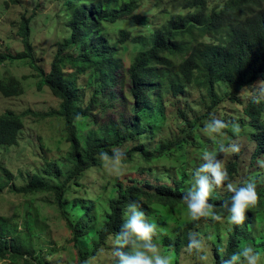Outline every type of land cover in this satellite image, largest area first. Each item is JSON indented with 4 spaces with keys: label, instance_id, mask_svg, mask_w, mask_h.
Segmentation results:
<instances>
[{
    "label": "trees",
    "instance_id": "trees-1",
    "mask_svg": "<svg viewBox=\"0 0 264 264\" xmlns=\"http://www.w3.org/2000/svg\"><path fill=\"white\" fill-rule=\"evenodd\" d=\"M170 4L175 14L152 33L149 49L139 53L128 69L118 59L119 47H112L105 37L104 25H116L132 18L137 24L146 26L145 19L134 16L138 9L135 1L110 10L100 3L67 0V9L71 13L68 23L71 34L61 45L49 75L37 66L29 40L30 19L24 21L20 28L23 52L0 54V64L28 61L35 71L40 72L39 88H48L60 101L59 110L44 115L4 113L0 117V149L19 145L25 120L31 116L61 120L65 143L69 146L63 161H47L40 175L32 177L25 187L18 189L12 185V191L25 197L54 196L55 204L72 234L74 247L81 243L85 245V251L80 253L83 262L95 259L103 250L109 251L108 243L111 238L117 239L126 218L127 205L133 201L143 206L148 221L155 211L163 222H173L172 233L163 235L157 228V234L152 238L154 242L161 237L159 243L173 264H177L178 250L188 249L190 235L200 241L199 224L226 221L230 214L233 192L223 198L209 197L207 202L212 205V216L172 220L177 211L188 213L184 199L190 198V193L182 190L184 177L175 187H147V190L119 183L114 189L116 196L105 203L107 213L99 229H96V240L89 239L93 238L91 234L94 231L90 230L92 221L82 218L73 223L68 217L69 212H76L81 203L74 201L69 212L65 209L66 195L71 188L78 186L88 172L99 166L101 159L127 165L139 158L149 164L175 154L177 149L190 147L198 138L196 133L201 121H211V111L223 103L215 92L216 86L224 85L229 89L226 101L241 104V92L252 88L258 81L264 82V0H225L221 8L214 6L211 10L207 0H171ZM121 36L120 46H124L128 35L122 32ZM206 38L213 41L206 43L203 41ZM69 51L76 55H65ZM69 66L71 73L67 74ZM82 76L85 83L79 87L78 79ZM191 92L204 96L209 105L206 113L192 122L186 114L180 115L185 125V136L177 144H159L155 149H149L145 144L138 143L126 153L117 152L142 136L150 140L155 138L150 121L144 119L146 114L159 118L163 99L171 97L176 100ZM0 93L7 98L19 96V83L16 80L8 83L0 81ZM111 112L119 113L118 117L105 122L98 117L100 113L109 115ZM243 115L244 119L238 124L243 130L249 129V138L255 145L252 159H264V101L259 98L250 100ZM89 123L92 129L84 138L80 137L84 126H89ZM226 171L227 179L222 183L228 186L237 176L236 164L227 166ZM13 179V175L0 163V195L9 188ZM256 191L257 201L246 210L244 222L232 224L223 254L213 251L214 264H222L232 253L243 252L244 246L253 248L256 253L264 252V230H259L264 223V188ZM94 208L92 204H87L86 213L93 214ZM217 216L219 219L215 218ZM21 236L18 226H12L10 220L0 217L1 261L12 264L25 261V255L32 251V246ZM26 237L30 236L27 234ZM115 250L128 251V247L120 249L117 244ZM114 264H119L118 257Z\"/></svg>",
    "mask_w": 264,
    "mask_h": 264
},
{
    "label": "rangeland",
    "instance_id": "rangeland-1",
    "mask_svg": "<svg viewBox=\"0 0 264 264\" xmlns=\"http://www.w3.org/2000/svg\"><path fill=\"white\" fill-rule=\"evenodd\" d=\"M138 4L134 16L141 17L147 21V25L137 24L132 18L118 22L116 25H104L105 37L110 45L119 47L118 59L125 69H128L132 60L141 52L150 47V36L159 30L175 14L170 2L171 0H82L86 4H103L108 9H119L131 2ZM225 0H207L209 10L214 6L221 8ZM67 9V0H0V54L11 53L13 55L23 52V37L20 32L21 24L30 19L29 40L33 45L37 66L49 75L55 58L62 44L69 39L71 31L68 23L71 13ZM126 33L128 40L124 46H120L121 34ZM212 42V38L203 40ZM65 55L75 56L73 52ZM70 66L66 73L69 74ZM16 80L19 83L21 94L16 97H5L0 93V117L13 111L17 115L25 112L44 115L59 110L60 101L51 91L42 87L40 72L35 71L28 61H14L0 64V81L8 83ZM85 83L82 76L78 79V86ZM264 87V82L258 81L252 88L240 93V103L234 104L226 101L229 89L224 85H218L215 92L219 99L223 100L217 109L211 111V121H201L196 136L198 137L190 147L177 149L164 159L146 164L143 160L135 158L130 164L120 161H108L101 159L99 166L88 172L78 182V186L72 187L66 195V211H70L74 201L79 205L76 212H69V219L75 223L84 218L91 222L89 238L96 240V229L104 220L107 213V204L110 198L116 196L114 189L119 183L125 187L135 185L147 190V187L171 186L175 187L184 177L182 190L192 193L196 190V180L199 175L209 178L211 185L210 196L212 198H223L232 192V188L242 186L248 181L256 184V190L264 188V159H252L255 150L254 143L250 140L249 129L243 130L238 124L244 119L243 110L246 104L257 96L259 88ZM87 100L90 94L87 91ZM264 101V98H259ZM208 101L204 96L196 92L180 99L168 97L163 99L159 109V118L146 114L145 120L154 130L155 138L142 136L137 142L130 143L124 148L117 150L126 153L132 146L142 143L149 149H155L159 144H177L183 139L184 124L181 114H186L189 122L206 113ZM119 113L111 112L109 115L100 113L98 117L102 121L116 119ZM216 119L222 120L226 127L218 132L211 130L209 125ZM156 122V123H155ZM239 126V132L234 133L232 124ZM80 137L84 138L90 126H84ZM192 143V140H189ZM235 143L239 147L238 152H223L221 147L227 148L229 144ZM175 148V147H174ZM69 152V146L65 143L64 123L57 119L43 120L31 116L25 120V130L21 134L19 145L14 148L0 149V163L14 177L9 188L0 195V217L10 220L12 226H18L22 238L29 242L32 251L25 255V261L17 264H114L116 257L113 255L117 247L115 239H110L109 251L103 250L95 259L83 262L80 253L85 251V245L72 243L73 237L67 228L64 215L55 204V197L42 194L36 196H20L12 191V185L16 188L25 187L32 177L40 175L46 167V162L63 161ZM207 156V159L205 158ZM215 162H213L212 160ZM220 162L222 169L226 170L230 164H236L237 176L228 186L223 183L216 185L210 172H201L204 164ZM92 204L93 214L86 213L87 204ZM82 212V213H81ZM77 213V214H76ZM153 212L150 222H155L157 228L163 235L172 233L173 222H163ZM94 218V220H93ZM189 220L188 213L177 211L172 220ZM97 220H100L98 223ZM259 226V225H258ZM99 229V228H98ZM198 235L203 248L200 253L195 249H180L176 259L177 264H214L212 257L214 250L223 248L225 250L228 232L232 224L226 220L217 222H205L197 226ZM259 230H264V223ZM30 237L27 238L26 235ZM29 239V240H28ZM161 237L153 242L157 245L160 253L166 255L159 243ZM28 243V247H29ZM91 248V247H90ZM92 249L89 250L91 252ZM251 254H259L258 264H264V252L256 253L251 248ZM206 257L201 261L199 256ZM0 264H12L9 261H1ZM173 264V262H172Z\"/></svg>",
    "mask_w": 264,
    "mask_h": 264
},
{
    "label": "clouds",
    "instance_id": "clouds-1",
    "mask_svg": "<svg viewBox=\"0 0 264 264\" xmlns=\"http://www.w3.org/2000/svg\"><path fill=\"white\" fill-rule=\"evenodd\" d=\"M259 98H264V87H261L257 91ZM212 131L218 132L226 127V124L216 119L212 125H209ZM232 130L234 133L239 132V126L235 123L232 124ZM223 152H238L239 147L235 143L229 144L227 148L221 147ZM102 155L107 156L106 153ZM207 159V156L205 157ZM201 172H210L214 178V183L220 185L222 181L227 179V171L222 169L219 161L216 163L204 164ZM198 179L196 180V190L190 193V198H185L188 215L191 219H199L202 217L212 216V205L207 201L210 196V182L209 178L197 173ZM230 190L233 192L231 196V207L229 208V215L227 221L233 225H240L245 220V212L249 207L257 201L256 184L248 181L242 186L232 188L229 185ZM125 220L122 224L121 231L117 235L116 242L120 249L128 247V251L114 250L113 255L118 257L119 264H172L171 257L168 255H162L156 244L153 243V236L157 234V226L155 223L149 222L143 206L138 201H133L127 205L125 213ZM219 219V217H215ZM189 250L195 249L198 253L201 252L202 243L189 236V243L187 245ZM223 254L224 249L218 250ZM259 254L252 255L251 248L244 246L243 252L232 253L229 255V259H224L222 264H258ZM201 261H205L206 257L199 256Z\"/></svg>",
    "mask_w": 264,
    "mask_h": 264
}]
</instances>
